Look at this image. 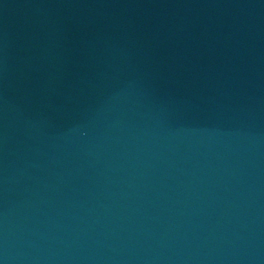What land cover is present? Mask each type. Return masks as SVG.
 Masks as SVG:
<instances>
[{
	"label": "water",
	"instance_id": "water-1",
	"mask_svg": "<svg viewBox=\"0 0 264 264\" xmlns=\"http://www.w3.org/2000/svg\"><path fill=\"white\" fill-rule=\"evenodd\" d=\"M0 264H264V0H0Z\"/></svg>",
	"mask_w": 264,
	"mask_h": 264
}]
</instances>
